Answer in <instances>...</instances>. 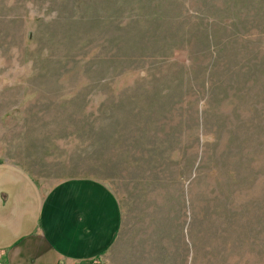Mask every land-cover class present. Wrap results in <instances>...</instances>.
<instances>
[{
	"label": "rangeland",
	"instance_id": "1",
	"mask_svg": "<svg viewBox=\"0 0 264 264\" xmlns=\"http://www.w3.org/2000/svg\"><path fill=\"white\" fill-rule=\"evenodd\" d=\"M100 1L0 0V158L107 187L94 264H264V0Z\"/></svg>",
	"mask_w": 264,
	"mask_h": 264
},
{
	"label": "crops",
	"instance_id": "2",
	"mask_svg": "<svg viewBox=\"0 0 264 264\" xmlns=\"http://www.w3.org/2000/svg\"><path fill=\"white\" fill-rule=\"evenodd\" d=\"M116 208L99 181L43 188L0 158V264H94L117 238Z\"/></svg>",
	"mask_w": 264,
	"mask_h": 264
},
{
	"label": "trees",
	"instance_id": "3",
	"mask_svg": "<svg viewBox=\"0 0 264 264\" xmlns=\"http://www.w3.org/2000/svg\"><path fill=\"white\" fill-rule=\"evenodd\" d=\"M116 2H118L116 0ZM96 2L90 4L89 8L86 7V10L89 11L85 14H81V15H73V18H71V23L72 24H75V25H85L87 24V22H89L92 26V28L98 26L99 24H107L108 22V19H102L101 17L97 16V15H94L92 16V12L91 10H95V9H91L92 5H94ZM100 3H104L106 6H111L112 5V2L109 1V0H102L100 1ZM59 14H61L59 12ZM62 15V14H61ZM70 20V18H69ZM130 20H134L133 18H130Z\"/></svg>",
	"mask_w": 264,
	"mask_h": 264
}]
</instances>
